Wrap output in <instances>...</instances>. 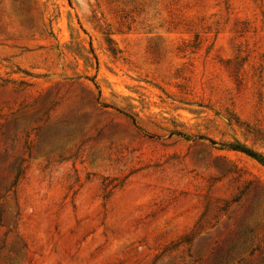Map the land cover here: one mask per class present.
Returning <instances> with one entry per match:
<instances>
[{
	"label": "rangeland",
	"instance_id": "374dc122",
	"mask_svg": "<svg viewBox=\"0 0 264 264\" xmlns=\"http://www.w3.org/2000/svg\"><path fill=\"white\" fill-rule=\"evenodd\" d=\"M232 143L264 157V0H0V264H264Z\"/></svg>",
	"mask_w": 264,
	"mask_h": 264
},
{
	"label": "trees",
	"instance_id": "16d2710c",
	"mask_svg": "<svg viewBox=\"0 0 264 264\" xmlns=\"http://www.w3.org/2000/svg\"><path fill=\"white\" fill-rule=\"evenodd\" d=\"M227 146L233 150H237V151H240V152L246 154L247 156H249L252 159H254L255 161H257L259 164L264 166V157L260 153H258L257 151L252 150L250 148H247V147H245L239 143H232V144H228Z\"/></svg>",
	"mask_w": 264,
	"mask_h": 264
}]
</instances>
